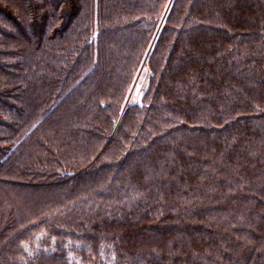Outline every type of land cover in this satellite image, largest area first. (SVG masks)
I'll return each mask as SVG.
<instances>
[{
    "label": "trees",
    "instance_id": "16d2710c",
    "mask_svg": "<svg viewBox=\"0 0 264 264\" xmlns=\"http://www.w3.org/2000/svg\"><path fill=\"white\" fill-rule=\"evenodd\" d=\"M0 264H264V0H0Z\"/></svg>",
    "mask_w": 264,
    "mask_h": 264
},
{
    "label": "rangeland",
    "instance_id": "374dc122",
    "mask_svg": "<svg viewBox=\"0 0 264 264\" xmlns=\"http://www.w3.org/2000/svg\"><path fill=\"white\" fill-rule=\"evenodd\" d=\"M157 31H158V29H157ZM156 34H157V32H156ZM146 61H147V59H146V55H145L142 63L140 64V66L136 72L133 83H132L130 90L128 92V95L126 97L125 103H127L128 105L132 104L133 102H137L145 90L147 78H148ZM143 62H145L144 68L142 70H140Z\"/></svg>",
    "mask_w": 264,
    "mask_h": 264
},
{
    "label": "water",
    "instance_id": "95a60500",
    "mask_svg": "<svg viewBox=\"0 0 264 264\" xmlns=\"http://www.w3.org/2000/svg\"><path fill=\"white\" fill-rule=\"evenodd\" d=\"M162 21H163V20H162ZM161 25H162V22H161V23L159 24V26H158V31H159ZM158 31H157V32H158ZM155 38H156V35L154 36V38H153V40H152V42H151V44H150V47L148 48V51H147V53H146V59L148 58V55H149L150 50H151L150 48H152V45H153V43H154ZM126 106H128L127 103H125V107H126Z\"/></svg>",
    "mask_w": 264,
    "mask_h": 264
},
{
    "label": "bare ground",
    "instance_id": "6f19581e",
    "mask_svg": "<svg viewBox=\"0 0 264 264\" xmlns=\"http://www.w3.org/2000/svg\"><path fill=\"white\" fill-rule=\"evenodd\" d=\"M144 65H145V62H143V64H142V67H141V69H140V70H142V69L144 68Z\"/></svg>",
    "mask_w": 264,
    "mask_h": 264
}]
</instances>
